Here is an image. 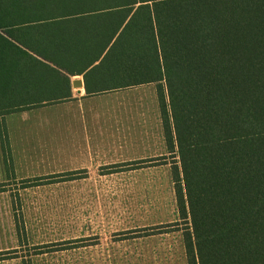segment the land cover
<instances>
[{
	"label": "crops",
	"instance_id": "0c3cea01",
	"mask_svg": "<svg viewBox=\"0 0 264 264\" xmlns=\"http://www.w3.org/2000/svg\"><path fill=\"white\" fill-rule=\"evenodd\" d=\"M226 25H167L177 85L214 77L216 37L241 34ZM76 80L83 75L61 96L0 115V264H24L25 247L57 244L31 264H188L157 84L87 94ZM240 223L204 230L210 264H246L228 251L246 239L228 229ZM163 226L176 229L133 235Z\"/></svg>",
	"mask_w": 264,
	"mask_h": 264
},
{
	"label": "trees",
	"instance_id": "16d2710c",
	"mask_svg": "<svg viewBox=\"0 0 264 264\" xmlns=\"http://www.w3.org/2000/svg\"><path fill=\"white\" fill-rule=\"evenodd\" d=\"M253 9L263 11L261 19L232 14ZM192 19L227 22L240 27L241 34L216 37L213 78L177 85L167 25ZM262 28L264 0H0V115L61 96L76 76L83 75L87 94L156 83L168 152L175 154L177 147L182 158L173 180L180 218L187 225L186 259L210 264L204 230L257 221L264 209L202 215L192 164L207 158L188 153L178 98L214 90L233 72L243 74L234 76L238 81H263L262 69L243 64L239 70L231 50L233 44L254 43Z\"/></svg>",
	"mask_w": 264,
	"mask_h": 264
},
{
	"label": "rangeland",
	"instance_id": "374dc122",
	"mask_svg": "<svg viewBox=\"0 0 264 264\" xmlns=\"http://www.w3.org/2000/svg\"><path fill=\"white\" fill-rule=\"evenodd\" d=\"M261 33L254 37V43L231 46L237 55L232 62L239 70L247 64L264 71V28ZM237 75L243 74L233 72L222 77L214 90L178 98L188 153H201L196 157L207 158L194 162L193 178L199 206L206 217L264 209V80L238 81L234 79ZM176 151L166 158L172 176L175 163L179 169L182 166V158ZM232 151L236 154L225 156ZM189 159H192L191 154ZM178 225L177 229L184 235L187 225L182 220ZM175 226H163L160 231L135 230L133 235H159L175 230ZM189 226L193 231L191 221ZM228 229L238 230L246 238L241 243L228 245L230 253L236 252L240 258L244 257L246 264H264V218L241 222ZM61 247L62 244L25 247L22 249L26 255L24 264H31L30 256L60 250Z\"/></svg>",
	"mask_w": 264,
	"mask_h": 264
},
{
	"label": "water",
	"instance_id": "95a60500",
	"mask_svg": "<svg viewBox=\"0 0 264 264\" xmlns=\"http://www.w3.org/2000/svg\"><path fill=\"white\" fill-rule=\"evenodd\" d=\"M84 86V83L82 80H76L72 82V87L73 88H82Z\"/></svg>",
	"mask_w": 264,
	"mask_h": 264
}]
</instances>
